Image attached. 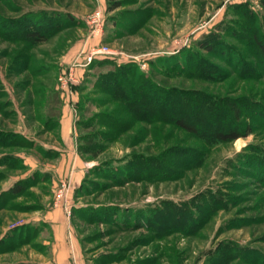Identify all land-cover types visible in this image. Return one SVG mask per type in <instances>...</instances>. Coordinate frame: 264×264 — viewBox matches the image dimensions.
<instances>
[{"label":"rangeland","instance_id":"374dc122","mask_svg":"<svg viewBox=\"0 0 264 264\" xmlns=\"http://www.w3.org/2000/svg\"><path fill=\"white\" fill-rule=\"evenodd\" d=\"M106 8L99 0H0V264H52L53 237L43 217L61 209L85 264H264V56L251 38L255 33L264 40L260 0H124L114 12ZM98 9L107 24L94 38L88 18ZM61 23L68 27L44 42L19 40L29 30L50 32ZM87 41L93 45L79 56L85 63V54L106 45L118 54L96 59L136 62L147 74L153 59L187 48L199 53L214 82L154 77L165 87L237 104L251 113L253 133L209 147L172 126L138 125L103 140L106 148L92 160L77 126L81 161L68 171L70 162L52 149L60 142L59 77L68 70L63 57ZM202 41L213 44V55L198 50ZM79 78L73 87L84 83ZM83 95L85 107L93 101L86 118L79 114L86 121L115 109L97 102L104 95L91 83ZM245 123L243 117L236 125L243 130ZM170 149L188 155L175 160L167 178L122 182L131 154L154 159ZM16 184L19 193L12 195ZM162 206L178 207L186 221L188 215L208 220L196 232L189 224L184 232L156 238L149 222L130 218L132 211Z\"/></svg>","mask_w":264,"mask_h":264},{"label":"trees","instance_id":"16d2710c","mask_svg":"<svg viewBox=\"0 0 264 264\" xmlns=\"http://www.w3.org/2000/svg\"><path fill=\"white\" fill-rule=\"evenodd\" d=\"M106 2L107 12L111 13L120 9L124 0H106ZM260 5L264 8V0H260ZM142 26L143 24L141 26L139 24L135 29H140ZM66 27L68 26L65 23H61L50 32L29 30L25 34H20L19 40L32 41L33 43L44 42L54 33ZM251 38L260 54L264 56V40L255 33L251 35ZM198 50L210 55L215 53L211 42H200ZM187 51L188 48L172 58L150 60L153 71L151 74L142 72L136 62L120 64L112 58L93 60L84 83L75 86L76 91L80 94V100L76 104L79 114L85 115L84 118H86L89 104L93 102L88 101L89 104L85 107L87 102L83 100V92L87 83L93 85L96 93L104 95V98L99 100L100 102L97 101L99 104H113L115 109L110 116L100 114L95 116L94 120L89 121L79 116L80 134L78 137L86 147L85 154L89 159H97L106 148L107 145L103 144V140H113L118 134L138 125H143L141 128L150 127L152 129H156L159 125L160 127L172 126L209 147L235 142L239 138L247 137L253 133L254 127L250 122L253 119L251 113L247 115L246 110L244 111L237 104L232 102L228 104L218 97H212L196 89L165 87L156 80L154 75L168 79L182 78L189 81L214 82L216 78L211 77V73L214 71L211 70L210 64L205 58L199 53L190 55ZM222 57H224V53H222ZM106 66L111 68H103ZM96 67L100 68V71L95 72ZM58 102L61 103L59 94ZM243 117L246 123L241 130L242 125L239 126L236 123ZM58 124L57 119L56 127ZM231 124L233 126H230ZM101 127H106L108 131L100 130ZM84 132L87 133V136H84ZM187 155L186 151L179 149H170L166 153H162L159 158L154 159L145 157L143 154H131L128 163L125 164L126 170L121 172L124 177L122 182L162 181L170 175L169 168L175 166V160ZM187 166L189 165L178 167L185 169ZM19 187L20 185L17 184L14 186L11 191L12 195L19 193ZM0 200L2 201V198ZM103 208L111 209L113 207L103 206ZM180 213L181 209L173 206L165 211L163 206L161 208L149 207L137 212L132 211L130 218L134 217L136 220L142 219L149 222L152 225L150 228L155 230L153 235L156 238L171 233L184 232L185 227L189 224L194 225L192 231L196 232L199 226L208 220V218L200 220V217L188 215V221H186ZM178 223L183 227L176 226ZM154 225H159L160 229L158 230ZM162 226L163 228L168 226V232L163 233Z\"/></svg>","mask_w":264,"mask_h":264},{"label":"crops","instance_id":"0c3cea01","mask_svg":"<svg viewBox=\"0 0 264 264\" xmlns=\"http://www.w3.org/2000/svg\"><path fill=\"white\" fill-rule=\"evenodd\" d=\"M99 1H101L103 7H106V0ZM91 45H93V43L89 41L86 43H77L76 46L63 57V61L65 65H67L65 67L66 69H68L73 62H79L75 71L76 75L81 77V79L79 78L81 82L85 80L86 74L89 72L90 65H87L84 59L80 60L79 56L81 52H85ZM115 60L117 61V59ZM118 63L121 64L123 62ZM65 95L66 94L64 93H60L62 104H60V114L58 118L59 124L57 127L60 142L58 147L52 146V149H56L61 152L65 161L70 162L68 171L72 172L75 163L80 165L79 161H81L74 144L76 138L73 136V130L78 126L77 124L79 121V111L76 104L79 102L80 94L76 91L74 86L71 94V100L70 98L65 99ZM43 220L44 223L50 224L49 226L53 237L52 264H85L79 245L74 241L69 231L70 222L67 219L65 211L61 209L58 212H49L43 217Z\"/></svg>","mask_w":264,"mask_h":264},{"label":"built area","instance_id":"2783aa9c","mask_svg":"<svg viewBox=\"0 0 264 264\" xmlns=\"http://www.w3.org/2000/svg\"><path fill=\"white\" fill-rule=\"evenodd\" d=\"M88 24L91 28V37L99 38V36L104 32V12L100 9L94 11V13L88 18ZM116 54H118L116 51L112 50L106 45H103L101 47L94 48L85 54L86 64L89 65L94 59L98 58V56L107 57L114 56ZM78 65V63H75V65L69 67L68 70L63 72L59 77L58 87L66 95L70 96L72 94L73 85L78 83L75 72V68Z\"/></svg>","mask_w":264,"mask_h":264}]
</instances>
